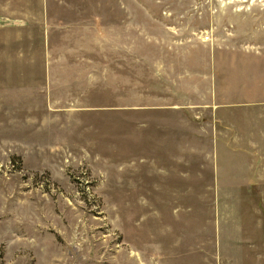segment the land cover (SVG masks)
Listing matches in <instances>:
<instances>
[{
    "label": "rangeland",
    "instance_id": "rangeland-1",
    "mask_svg": "<svg viewBox=\"0 0 264 264\" xmlns=\"http://www.w3.org/2000/svg\"><path fill=\"white\" fill-rule=\"evenodd\" d=\"M0 264H264V0H0Z\"/></svg>",
    "mask_w": 264,
    "mask_h": 264
}]
</instances>
